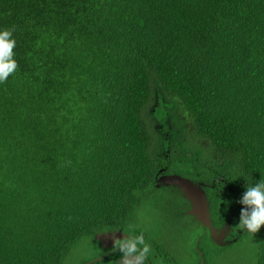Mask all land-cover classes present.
Listing matches in <instances>:
<instances>
[{
  "label": "trees",
  "instance_id": "1",
  "mask_svg": "<svg viewBox=\"0 0 264 264\" xmlns=\"http://www.w3.org/2000/svg\"><path fill=\"white\" fill-rule=\"evenodd\" d=\"M0 28L18 64L0 83V264H62L84 238L75 264H110L95 236L140 228L167 175L201 183L229 230L201 236L203 258L249 244L264 264L236 202L264 180V0H0Z\"/></svg>",
  "mask_w": 264,
  "mask_h": 264
},
{
  "label": "rangeland",
  "instance_id": "2",
  "mask_svg": "<svg viewBox=\"0 0 264 264\" xmlns=\"http://www.w3.org/2000/svg\"><path fill=\"white\" fill-rule=\"evenodd\" d=\"M167 181L168 179L166 177H162L160 180L163 184ZM163 193L164 192H158L153 198L145 199V201H143L138 207L135 216L137 226L140 225L141 230L153 239H161L166 232L168 237L172 235L173 239H170L168 242L169 247H171L173 251L180 253L182 256L191 253L188 258L189 264L195 258L194 253L193 251L191 252V250L192 246L196 245L197 241L194 243L192 233L188 235L185 234L183 229L178 231L175 230L179 225H184L186 219L184 216L174 212L176 200L172 193L166 195ZM153 199L157 200L153 201ZM170 217H179V222L173 226L172 223L168 221ZM192 222L195 223L194 221ZM189 230L191 231V228ZM222 232H225V230ZM185 235L187 236L186 241L184 240ZM88 243L89 241L86 238L78 240V242L72 246L62 264H75L85 258L87 254L92 252V248H94L90 247ZM94 249H96V247ZM213 251L214 250H210V255H205L204 264H217L218 262L222 264H252L251 246H249V244H242V246L240 245L239 247L232 248L227 252L226 256H222V254L219 255L217 252ZM184 258L185 257H183V259Z\"/></svg>",
  "mask_w": 264,
  "mask_h": 264
},
{
  "label": "clouds",
  "instance_id": "3",
  "mask_svg": "<svg viewBox=\"0 0 264 264\" xmlns=\"http://www.w3.org/2000/svg\"><path fill=\"white\" fill-rule=\"evenodd\" d=\"M15 45L12 30L0 28V83L6 81L18 67L14 59ZM244 188L245 191L236 201L241 205L237 225L239 230L254 234L264 225V180L255 181ZM123 233L125 235L115 238L113 243V249L120 253L119 264H146L153 253L143 234Z\"/></svg>",
  "mask_w": 264,
  "mask_h": 264
},
{
  "label": "flooded vegetation",
  "instance_id": "4",
  "mask_svg": "<svg viewBox=\"0 0 264 264\" xmlns=\"http://www.w3.org/2000/svg\"><path fill=\"white\" fill-rule=\"evenodd\" d=\"M169 176L170 175L160 176L158 179L161 180L162 177L167 178ZM195 184L199 185L202 188L201 183H195ZM164 185L172 186L168 193H172L174 199L176 200L175 206H174V210H175L174 212L184 216L186 219V222L184 225H179L178 227L175 228L176 231L183 229L185 231V234L189 235L191 233L189 229L192 227H195L198 232L196 235L197 243L199 239L201 238V236H204V235H207L209 239H211L214 243L218 245H224L226 243H229L230 238H229V230L227 227H224V226L219 227V228L215 227L210 222V217L208 218V221L206 223L200 222L197 218L194 217V215L190 213L191 203L188 200V198L184 196L182 190H180L177 186L172 185V184H164ZM202 190L204 191L203 188ZM191 220L194 221L195 223H193ZM168 221L172 223L173 226H175L179 222V217H173V218L170 217ZM134 229L136 228L125 227L124 230H111V231H104L103 233L121 232L122 236L125 235L123 232H126L129 235L143 234V236L145 237L144 238L145 242L150 246V248L152 249V253H153L150 256L149 260L146 261V264H188V258L190 257L191 253L189 255L186 254L185 256H182L180 253L173 251L172 248L169 247L168 242L170 239H173L172 235L168 237L167 232H166V234L163 235L161 239L159 238L149 239L147 238L145 233H142L140 228H137L138 230L136 229L135 232H132V230ZM223 230H225V232H222ZM184 240L185 241L187 240L186 235L184 237ZM108 243L109 244L102 246V244L99 242L100 246L105 250L101 256L104 257L110 264H119L120 253L113 249L114 241H111ZM197 243L195 245V249L197 250V253H195V257L198 256L200 258L199 264H204L205 258H203V252L200 249H198ZM183 257L185 258L183 259Z\"/></svg>",
  "mask_w": 264,
  "mask_h": 264
},
{
  "label": "water",
  "instance_id": "5",
  "mask_svg": "<svg viewBox=\"0 0 264 264\" xmlns=\"http://www.w3.org/2000/svg\"><path fill=\"white\" fill-rule=\"evenodd\" d=\"M168 181L165 184H172L182 190L184 196L188 198L191 203L190 213L194 215L200 222L206 223L209 218L208 203L204 191L199 185H196L191 180L177 175H170L167 177ZM121 232H101L95 236L102 246L114 241L115 238H122ZM98 259V258H96ZM93 261V260H92ZM91 261L86 262L89 264Z\"/></svg>",
  "mask_w": 264,
  "mask_h": 264
}]
</instances>
